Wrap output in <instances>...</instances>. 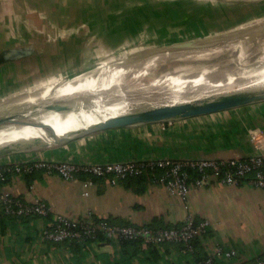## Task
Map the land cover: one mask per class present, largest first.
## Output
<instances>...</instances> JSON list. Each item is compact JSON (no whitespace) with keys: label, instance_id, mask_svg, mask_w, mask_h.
Instances as JSON below:
<instances>
[{"label":"crops","instance_id":"obj_1","mask_svg":"<svg viewBox=\"0 0 264 264\" xmlns=\"http://www.w3.org/2000/svg\"><path fill=\"white\" fill-rule=\"evenodd\" d=\"M17 9L8 13L0 4V45L3 42L8 44L0 50L43 44L45 53L1 68L30 64V69L25 67L30 71L34 63H41L43 67L51 63L67 66L66 71L51 75V84L77 79L91 73L88 72L91 67L104 68L114 63L103 55L105 50L112 51V55H120L121 59L128 56L125 53L133 55L141 49L155 47L152 43L138 46V37L128 42L122 39L123 34L117 27L111 28L103 22L92 27L79 42L77 40L82 36L79 32L74 37L60 34L56 38L42 34V38L31 42L26 36L37 35V32L29 27L32 21L19 16L21 12ZM214 33L217 32H208L200 37L193 35L188 39L175 37L156 46L206 38ZM126 46L130 48L126 49ZM75 51L77 55L73 61L69 56L72 52L76 54ZM94 51L97 53L93 54ZM45 77L30 80L31 86L21 88L19 84L14 85L16 88L10 90L7 97H19L30 88L43 85ZM260 153L264 154V101L207 116L108 130L69 144L19 153L0 161L19 164L28 160L82 163L158 158L228 160ZM1 183L0 187L26 201L36 198L44 201L51 208L52 219H16L5 216L0 207V264H201L185 250L186 247L175 243L157 245L158 254L155 256L143 246L135 255L133 248L129 249V255H125L121 242L94 241L80 251L68 243L48 242L42 231L46 222L54 220L57 214L75 220L92 214L110 220L114 226L151 230L159 226L179 228L189 217H194L209 223L208 234L201 239L205 254L211 255L219 248L231 253L230 257H214L213 264H255L264 257V188L255 187L248 181L236 186L215 181L203 189L192 191L186 200L171 194L151 178L141 189L135 185L126 186V182L109 184L88 175L84 179L78 175L69 182L56 172L48 173L37 168L29 173H10Z\"/></svg>","mask_w":264,"mask_h":264},{"label":"bare ground","instance_id":"obj_2","mask_svg":"<svg viewBox=\"0 0 264 264\" xmlns=\"http://www.w3.org/2000/svg\"><path fill=\"white\" fill-rule=\"evenodd\" d=\"M263 23L264 19L261 18L237 29L236 31L241 32V35L234 38L238 48L249 39L263 38L264 46V35L261 37L257 33ZM225 48L227 46L221 45L199 51L161 55L149 51L137 52L132 63L127 62L124 57L120 59L121 62L109 68L104 67L100 71H93L89 75L67 80L65 83L63 81L52 83L54 86L45 92L46 95L40 91L44 95L41 99L46 100L43 102L40 100L38 106L77 102L81 106L80 112L46 117L42 111H38L39 117L45 121L43 125H38L34 132L25 128L19 132L0 134V148L12 143L36 140L46 144L56 136H63L85 125L157 106L176 105L222 95L264 94V52L257 56L254 63H248L243 57L234 58L231 63H238L236 64L238 67L220 70L217 67L218 60L226 51ZM259 50V45L254 42V51ZM174 62H176L175 68L172 66L174 71L176 69L184 71L176 73L166 68L168 63ZM164 68L168 72L159 74L160 69ZM200 68L201 71H195ZM36 88L43 89L42 85ZM32 90L34 87L26 91L31 93ZM41 94L36 96L40 98ZM39 98L29 94L30 103L34 104ZM13 99L11 97L1 99L0 106L3 107ZM16 102H23V99H17L14 104Z\"/></svg>","mask_w":264,"mask_h":264},{"label":"rangeland","instance_id":"obj_3","mask_svg":"<svg viewBox=\"0 0 264 264\" xmlns=\"http://www.w3.org/2000/svg\"><path fill=\"white\" fill-rule=\"evenodd\" d=\"M242 1L244 2L239 1L238 3L231 0H1L0 4L4 5V10L8 13H14L19 7L20 9H17L18 12H21L19 16L32 21L29 27L33 28L37 35L26 36L31 42H35L38 37L42 38V34L45 37L56 38L60 34L63 37H74L78 32L82 35L77 40L79 42L85 35L89 34L87 32L92 27L97 26L100 22H103L104 25H111V28L117 27L118 32L123 34L121 35L122 39L128 42L138 37V46L150 45L151 43L156 46L159 42L174 39L175 37L188 39L193 35L194 37H200L208 32L216 31L217 33L207 36L212 38L207 43L215 46H227L224 54L220 55L217 65L220 70H225L229 69L228 65H224L225 63L234 67L237 66L236 64L238 63H231L234 58L243 57L248 63H254L257 56L264 52L263 38L257 39L258 41L256 39L246 40L239 48L234 43V38L241 35L240 31H236L237 29L243 28L261 18L264 19V2ZM90 16L93 18L90 19ZM128 36L133 37L128 38ZM32 37H34V40L31 39ZM12 40L15 41L16 39ZM43 42L46 43L47 41ZM254 42L260 48L257 52L254 51ZM7 45V43L3 42L0 47ZM126 47V49L130 48V46ZM126 49L124 48L125 51ZM96 53L97 51H94L93 54ZM125 54L129 55L130 53ZM76 55L77 53L74 54L72 52L69 57L73 58L74 61L76 60ZM103 55L109 61H114L107 68L114 66L121 57L120 55H112V51L106 50ZM133 55L135 56V54ZM69 57L68 61L70 60ZM175 64L176 62L168 63L166 68L176 73L184 71L183 69L174 71ZM49 65L51 66L50 68ZM27 66L30 69V64ZM27 66L19 64L15 67H0V102L2 101L1 99L7 97L10 90L16 88L13 87L14 85L19 84L21 88L27 85L31 86L30 80L36 81L37 77L44 75L46 76V82L42 85L43 89L34 87L31 93L29 91L24 92L23 98H20V96H9L14 99L12 102H8L10 104L6 103L3 105L7 109L0 106V113L11 112L9 105L14 104L17 99H23V102H16L19 105L29 102V94H34L33 91H35V98H39L36 95L41 94L40 91L46 95L45 92L54 86L50 81L51 75L66 71L68 68L64 65H52V63L43 67L41 63L37 65L34 63L31 65L33 69L26 71L25 67ZM101 68L91 67L88 72L100 71ZM166 68H164L165 70L160 69L159 74L167 73ZM195 71L199 72L201 68ZM195 71L193 72L195 73ZM43 94L36 101H45L46 99H41L44 97ZM26 95L28 96L26 97Z\"/></svg>","mask_w":264,"mask_h":264},{"label":"built area","instance_id":"obj_4","mask_svg":"<svg viewBox=\"0 0 264 264\" xmlns=\"http://www.w3.org/2000/svg\"><path fill=\"white\" fill-rule=\"evenodd\" d=\"M45 169L48 173L56 172L65 181H74L79 174L98 177L109 184H118L128 178L148 175L152 180L163 185L171 194L186 200L194 190L203 189L212 182L218 181L229 186H236L248 181L255 187L264 188V154L250 155L243 158L228 160L219 159H147L140 161L82 163L73 161L28 160L19 164L0 161V182L5 181L10 173L32 172L34 169ZM162 171L160 175L156 172ZM195 175H193V174ZM87 196L88 193H85ZM0 207L5 216L23 219L36 217L45 220L51 214V208L44 201L36 198L33 201L13 194L0 187ZM92 214L82 219H71L57 214L55 219L46 222L42 231L43 238L54 244L76 242L82 249L89 244V239H95L101 232L109 241L118 244L123 240L143 238V247L151 244L184 243L188 253L193 252L189 243L196 238H203L209 231V223H195L194 217H189L179 228L160 230L142 229L136 227H119L107 225L105 222L96 224ZM230 257L222 249H216L203 264H213L214 257ZM255 264H264V257Z\"/></svg>","mask_w":264,"mask_h":264},{"label":"water","instance_id":"obj_5","mask_svg":"<svg viewBox=\"0 0 264 264\" xmlns=\"http://www.w3.org/2000/svg\"><path fill=\"white\" fill-rule=\"evenodd\" d=\"M232 2H244L242 0H231ZM249 2H264V0H247ZM258 35L263 37L264 26L262 25L257 30ZM258 36V37H260ZM212 38H199L192 40H184L180 42H174L168 45H160L150 47L149 49H141L138 52H150L155 55L180 53L189 51H199L207 48H211L215 45L207 43ZM245 42V41H244ZM43 44H28L18 47H8L0 50V67L8 65L10 63L19 62L26 58L33 57L45 53ZM135 56L128 55L126 57L127 62H133L136 59ZM121 62V61H120ZM229 69L234 67L229 65ZM79 77V76H77ZM66 82V81H65ZM64 82V83H65ZM35 94V91H33ZM29 94V93H26ZM23 98V94L19 95ZM28 95H26L27 97ZM264 101V94L250 95V96H215L204 100L190 101L186 103L176 105H162L147 109L144 111L131 112L105 120H101L91 125H85L77 130L71 131L60 137H54L51 142L46 144L36 140L32 142H17L6 145L0 148V159H4L9 156H13L19 153L28 151L42 150L54 146H60L69 144L73 141L82 139L84 137L97 134L108 130L122 129L138 125L154 124V123H166L169 121L195 118L201 116H207L222 111L241 108L247 105L259 103ZM34 102L30 105V102H24L22 104L9 105L11 112L0 113V134L19 132L25 128H29L32 132L37 129L38 125L45 123L44 119L40 118L37 114L38 111L46 117L53 114H63L70 112L79 113L81 110L80 104L77 102L70 103H52L41 107ZM8 107V105H7ZM7 109L6 106L3 107ZM2 108V109H3ZM1 109V108H0ZM13 110V111H12ZM262 153H260L261 155ZM259 155V154H257Z\"/></svg>","mask_w":264,"mask_h":264},{"label":"trees","instance_id":"obj_6","mask_svg":"<svg viewBox=\"0 0 264 264\" xmlns=\"http://www.w3.org/2000/svg\"><path fill=\"white\" fill-rule=\"evenodd\" d=\"M161 172L162 171L160 170V171H158L156 173H157V175H160ZM79 175H80L81 179H84L87 176L85 174H79ZM193 175H195V174H193ZM149 178H151V177L148 176V175H142V176H137V177H133V178H128V179H126V180H124L122 182H126V184H127L126 186H134L135 185V186H139L141 189H144L146 187V184H147ZM0 184H2V183L0 182ZM26 218H29V217H26ZM23 219H25V218H23ZM47 219L48 220L52 219V213L47 217ZM194 220H195L196 224L202 222V221H199L196 218H194ZM92 221H94L96 224H99L101 222H105V223H107V225L114 226L112 222L110 223V220L99 218V217L94 216V215L92 217ZM161 228L162 229L171 228V226H166V227H160L159 226V227H156V228H153V229H154V231H156V230L161 229ZM174 228H178V227H174ZM206 235L204 237H206ZM201 239L202 238H196V239L192 240L189 243V246L191 248H193V252L191 253V256H193L195 258L197 263L203 264L208 259L209 255L205 254V252L203 251V248L201 246ZM94 241H99V242L103 243V242L107 241V239L104 237V235L101 232H98L95 239H92V240L89 239L88 240L89 243L90 242H94ZM65 243H68L69 246L73 247L74 249H76V251H78V250L80 251L82 249V247H80V245H78L76 242H65ZM142 243H143V238L142 237H138V238H136L134 240H123V241H121V247H123L125 249L124 250L125 255H129V253H130L129 249L133 248L134 250L132 251V253H133V255H135L137 253L136 251H140L141 250ZM166 244H171V243H166ZM175 244L182 245L181 246L182 248L186 247L184 243H175ZM156 246L157 245L151 244V245H149L147 247L148 252L151 253V254H155V256L158 254V250H157Z\"/></svg>","mask_w":264,"mask_h":264}]
</instances>
